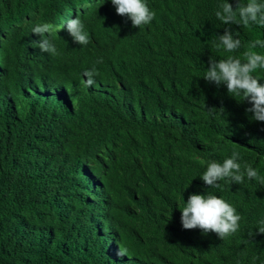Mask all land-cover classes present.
Instances as JSON below:
<instances>
[{
  "label": "trees",
  "instance_id": "obj_1",
  "mask_svg": "<svg viewBox=\"0 0 264 264\" xmlns=\"http://www.w3.org/2000/svg\"><path fill=\"white\" fill-rule=\"evenodd\" d=\"M221 2L147 0L156 16L138 28L111 0H0V264H264V184L200 176L235 148L264 177V122L203 78L228 55L216 36L264 55L250 48L264 27L224 25ZM77 15L87 46L66 29ZM43 23L57 56L36 44ZM208 191L241 214L235 235L183 229L179 207Z\"/></svg>",
  "mask_w": 264,
  "mask_h": 264
},
{
  "label": "clouds",
  "instance_id": "obj_2",
  "mask_svg": "<svg viewBox=\"0 0 264 264\" xmlns=\"http://www.w3.org/2000/svg\"><path fill=\"white\" fill-rule=\"evenodd\" d=\"M111 3L118 15L126 16L131 20L133 27L142 28L149 25L156 16L148 6L147 0H111ZM215 16L224 25L237 24L245 28L249 25L264 27V0H247V3L237 0L235 7L228 0H222L217 6ZM66 29L75 43L87 46L91 42L90 34L79 15L66 20ZM53 31L54 26L51 23L36 24L32 28V33L41 37L36 42L41 51L57 56L60 54L57 47L46 35ZM213 47L218 52L223 51L228 55L219 60L210 57L208 62L210 66L203 78L217 86L224 84L230 95L247 100L251 107L246 111L254 114L253 119L264 122V78L256 74L258 69H264V55L254 51H244L242 55H236L235 53L242 48V42L238 35L234 36L228 29L222 35L216 36ZM257 47L264 48V40L257 39L251 42L250 48ZM96 63H102V58ZM83 75L86 77L83 82L91 87L98 72L93 66L91 69H86ZM214 110L215 108L208 109L209 112ZM220 110L224 111L223 108ZM240 158V152L233 148L231 155L225 157L222 162L215 159L201 161L202 164H206L204 172L200 175L204 184L212 189H221V181L242 184L245 176L264 184V177L259 176L258 170L249 164H244L242 167L239 163ZM179 208L181 224L186 230L199 228L204 233L211 231L223 240L235 235L240 228L239 222L242 216L237 209L222 196L210 191L206 194H190L187 202ZM258 225V232L264 234V219L258 221Z\"/></svg>",
  "mask_w": 264,
  "mask_h": 264
}]
</instances>
